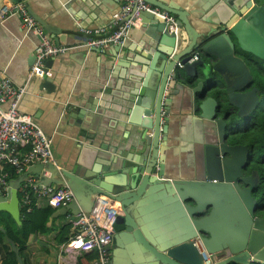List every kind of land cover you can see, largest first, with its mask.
<instances>
[{"label":"water","instance_id":"obj_1","mask_svg":"<svg viewBox=\"0 0 264 264\" xmlns=\"http://www.w3.org/2000/svg\"><path fill=\"white\" fill-rule=\"evenodd\" d=\"M9 1L23 2L55 44L64 42L62 34L32 14L29 0ZM145 1L176 16L180 28L178 36H173L165 31L160 17L141 15L142 23L156 22L159 30L147 49V69L138 75L126 105L128 124L140 134L137 143L131 147L113 144L111 150L103 145L95 152L98 164L92 167L82 162L65 168L30 167L0 195V213L9 214L20 225L22 184L31 175L41 180L43 171L51 167L58 180H39L40 184L68 188L74 196L51 219L69 212L89 213L100 195L120 204L119 223L124 229L115 238L111 264H204V252L214 257L215 264H264V215H259L253 196L258 175L256 171L247 175L249 148L229 143L230 137L238 135L240 121L249 116L248 106L253 111L259 103L258 89L241 90L256 80L252 70H260L258 61L264 63L262 0H214L205 15L165 0ZM192 14L199 15V31L190 21ZM182 31L190 41L180 50ZM198 50L204 58L189 64ZM51 62H46L44 75ZM41 87L54 91L47 79ZM180 94L192 114L201 112L200 118L210 123L208 133H213L201 142L203 161L197 177L188 181L164 179L162 168L158 169L162 144L168 140L173 97ZM0 231L5 229L0 226ZM8 242L18 264H23L17 245L11 239Z\"/></svg>","mask_w":264,"mask_h":264},{"label":"crops","instance_id":"obj_2","mask_svg":"<svg viewBox=\"0 0 264 264\" xmlns=\"http://www.w3.org/2000/svg\"><path fill=\"white\" fill-rule=\"evenodd\" d=\"M165 1L177 4L190 13L200 11L203 15L217 2ZM10 3L9 0H0V9ZM27 4L32 14L47 27L63 35L64 42L60 45L72 49L66 54L47 60H52L48 75H44L43 71L40 77L29 80L34 65L35 48L40 39L35 34L26 32L20 17L8 18L0 21V75L7 76L18 87H26L20 110L32 116L52 138L55 166L65 168L82 162L85 166L92 167L93 164L94 166L98 164L94 162V154L101 150L103 145L110 147V150L113 144L129 147L135 145L140 134L136 128L128 124L126 105L135 91L138 75L142 74L143 68L147 69L145 65L149 63L146 59L149 55L147 49L151 46L149 44L151 39L158 34L157 23L149 20L146 23L141 22L130 30L122 46L112 47L101 53L76 48L88 38L81 30L95 32L104 29L110 33L121 25V22H118L121 6L117 0H29ZM190 21L199 31V15L192 14ZM37 23L47 34L45 27ZM181 34L184 39L180 50L190 41L186 31H182ZM47 36L50 37L48 34ZM197 52H200L203 59V51ZM45 79L54 85L53 92L49 93L41 87ZM252 90L251 86L241 91ZM171 92L167 91L169 94ZM173 98L171 114L167 115L170 119L168 140L164 142L165 146L162 144L163 154L160 155L158 169L162 168L164 179L193 180L197 177V170L203 161L204 143L201 142L205 140V136L208 138L209 135L213 136V133H208L207 126L210 123L200 118L201 112L192 114V107L182 94ZM250 104L252 105L251 101ZM251 107L248 106L246 110L249 116L252 113ZM248 118L247 116L240 123L248 121ZM229 143L237 144L238 141L230 137ZM239 144L247 146L248 142L246 139H240ZM21 176H16L12 180H17ZM44 179L58 180L54 177L51 167L43 171L41 180ZM53 185L57 188L56 184ZM46 205L40 202L39 207L43 208ZM76 222L77 216L71 212L49 220L48 233L30 237L29 250L27 249L26 254L21 256L23 264H68L66 257H60L59 241L68 225H71L72 235L76 229ZM118 226L124 229L119 220L116 227ZM0 248L13 251L11 245H0ZM5 256H0V264L3 263ZM97 258L95 252L83 254L76 259V264H96Z\"/></svg>","mask_w":264,"mask_h":264},{"label":"built area","instance_id":"obj_3","mask_svg":"<svg viewBox=\"0 0 264 264\" xmlns=\"http://www.w3.org/2000/svg\"><path fill=\"white\" fill-rule=\"evenodd\" d=\"M117 1L121 6L118 22L124 21V23L110 33L104 29L95 32L82 29V34L88 38L76 48L105 53L112 47L122 46L130 30L141 23L143 12L163 19L165 31L170 35L178 36L180 28L178 20L169 12L145 0ZM14 16L22 19L27 33L35 34L40 39L35 48L36 61L31 68L29 80L41 76L47 60L66 54L72 49L66 45L55 44L41 29L23 2L5 4L0 11V21ZM200 60L201 54L196 52L188 63L192 64ZM179 66L182 67L181 64ZM25 92V86L18 87L7 76L0 75V195L6 193L13 179L10 170L16 176H21L34 165L56 163L52 151V138L32 116L20 110ZM4 106L7 108H3ZM26 148L28 150H25ZM21 189L20 203L26 207L39 206L40 202H44L53 209H61L68 207L74 200L73 193L68 188L59 189L40 184L35 176L27 177ZM120 208V204L112 198L97 196L92 210L77 216L76 229L69 240L60 244V257H66L68 264H76V259L81 255L95 252L98 256L96 264H111L113 235L121 215ZM202 255L204 264H215L213 256L205 252Z\"/></svg>","mask_w":264,"mask_h":264},{"label":"trees","instance_id":"obj_4","mask_svg":"<svg viewBox=\"0 0 264 264\" xmlns=\"http://www.w3.org/2000/svg\"><path fill=\"white\" fill-rule=\"evenodd\" d=\"M260 71V70H259ZM256 86L259 87L261 95L264 96V86L259 81ZM244 138L251 146L250 164L252 170L258 175L259 183L255 187L253 196L257 199L259 215H264V112L262 116H257L252 125H249ZM12 178H16L13 171L10 170ZM22 189H20V198ZM55 209L51 206L40 208L36 205L26 207L21 204V224L19 225L9 214L0 213V224L5 232L0 231V245H10L8 239H11L18 247L20 256L25 255L28 249L29 239L32 235L46 234L49 231V220L54 214ZM71 237V225L65 227L62 232L60 244L66 243ZM29 250V249H28ZM7 253V254H6ZM5 256L2 264H18L17 256L8 248H0V256Z\"/></svg>","mask_w":264,"mask_h":264},{"label":"flooded vegetation","instance_id":"obj_5","mask_svg":"<svg viewBox=\"0 0 264 264\" xmlns=\"http://www.w3.org/2000/svg\"><path fill=\"white\" fill-rule=\"evenodd\" d=\"M254 77V76H253ZM254 79V78H253ZM257 82H258V80H256ZM251 86H252V88L254 89V88H256V89H258V95L260 96L261 95V91H260V89H259V87L258 86H256V82H255V80H254V82H253V80L251 81ZM262 106H264V96H263V94L260 96V99H259V103H258V105H257V107L256 108H260V107H262ZM258 113L257 112V110L256 109H254L253 111H252V113L250 114V116H248L249 118L250 117H255V115ZM257 117V116H256ZM248 118V121H246V123H245V126H244V130L241 132V133H238V135L236 136V137H234L233 139H234V141H238V145H241V144H239V140L240 139H245L244 138V136H245V133H246V131H247V128H248V126L250 125V119ZM242 134V135H241ZM241 143V142H240ZM242 146H246V145H242ZM246 147H248L249 148V152H248V155H247V157H248V160H247V163L249 162V167H247L246 168V170H247V175H250L253 171H255V170H251V168H252V163L250 164V153H251V146L249 145V143H248V145L246 146ZM250 170V171H249ZM119 220V219H118ZM121 231H123V228L122 227H120V226H118V227H116L115 228V233H114V235H113V242H112V251H111V260H112V254H113V251H114V245L116 244V241H115V238H116V236L119 234V232H121Z\"/></svg>","mask_w":264,"mask_h":264},{"label":"rangeland","instance_id":"obj_6","mask_svg":"<svg viewBox=\"0 0 264 264\" xmlns=\"http://www.w3.org/2000/svg\"><path fill=\"white\" fill-rule=\"evenodd\" d=\"M258 63H260V65H262L260 67V71H254L252 70V75H254V78L257 79V80H260L261 82L259 83L261 86H264V63L261 62V61H258ZM257 110V114L255 115V117H250V125L253 124L254 122V119L256 118V116H262L263 112H264V106L260 107V108H256ZM248 120V119H247ZM245 123H240L239 126H238V133H241L243 130H244V126H245Z\"/></svg>","mask_w":264,"mask_h":264}]
</instances>
